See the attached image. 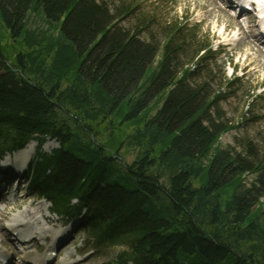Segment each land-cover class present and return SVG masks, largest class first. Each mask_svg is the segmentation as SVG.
Returning <instances> with one entry per match:
<instances>
[{
  "label": "trees",
  "instance_id": "1",
  "mask_svg": "<svg viewBox=\"0 0 264 264\" xmlns=\"http://www.w3.org/2000/svg\"><path fill=\"white\" fill-rule=\"evenodd\" d=\"M136 1L0 0V158L37 141L31 190L97 248L125 244L106 264H264V153L222 145L240 78L213 91L218 52L183 25L158 26L162 47L143 40L155 20ZM113 118L134 132L98 139ZM48 139L59 147L42 153Z\"/></svg>",
  "mask_w": 264,
  "mask_h": 264
},
{
  "label": "rangeland",
  "instance_id": "2",
  "mask_svg": "<svg viewBox=\"0 0 264 264\" xmlns=\"http://www.w3.org/2000/svg\"><path fill=\"white\" fill-rule=\"evenodd\" d=\"M136 2H138V5L135 9L133 8L135 10L133 14H137V16L145 15L146 17L154 16L155 20L149 28L141 31L143 40L155 39L157 45L162 47L165 42V36L158 26L177 23L184 26L185 36L191 37V34H195L193 48L197 44L212 43L213 49L219 50L217 58L208 62V67L213 70V75H215V83H211V89L218 91L221 86H224L225 83L221 79L224 75L228 80L234 79L235 74L240 78L237 86L232 89L234 93H230L226 100L220 104V108L226 114V118L234 125L239 124L237 129L222 138V145L223 147L231 146L235 151L241 152L243 142L251 141L255 145L256 150L258 149L262 155L264 153V50L250 37L251 33L247 32L246 28L239 40L236 39L238 34H233L232 27H236L237 23L242 22V20L231 17L229 12L223 8L220 0H138ZM130 6L132 5L130 4ZM213 8L218 10V14L210 12ZM135 18L125 19V21L121 22L120 27L133 30L137 22ZM225 26L231 27L227 31L231 38L230 41H225L228 36L225 35L224 37L222 35ZM31 27L46 30L50 26L44 18L39 15H33L31 16ZM246 37H249L250 40L246 39ZM245 41L248 43L250 41V43L246 44ZM3 42L6 45H12L11 40L6 39ZM240 42L244 43L240 45ZM234 66L236 67L235 71L233 70ZM113 119L112 127L104 123L95 127V131L99 135L98 139L105 141L120 136L123 138L134 132V128L125 125L126 123H123L122 118ZM58 147L59 143L56 140L48 139L41 152L51 153ZM35 148V153L32 155L33 159L37 156L38 143H35ZM8 154L3 156L4 159L0 162V167L10 163L8 159L10 155ZM134 155L135 152L127 148L121 152L122 159L126 162H131L134 159ZM16 164L17 162H14L13 166L15 167ZM20 180L19 184L11 187L14 189H7V186L1 183L0 188L2 192H5V196H1L3 199L0 200V211L8 212L4 225L7 228V232L11 233L12 236V231L17 234L20 232L21 234V230H27L38 238L36 237L35 242H29V237L27 238L28 240H24V237H20V234L19 236H13V241L24 255L21 257L15 256L13 264H36L34 257H29L24 262L21 258L27 257L26 253L29 251L37 253V245L42 247L43 251L39 252H41L43 257L48 256L51 253L48 250L55 244L57 234L66 232L63 230L71 226L78 228L75 232L77 233V238H75L73 244L75 246H69V250L77 248L75 250L76 254L71 258L67 252H64L60 258L57 255L53 264H106L125 249V244L122 243L108 244L105 247L97 248L93 243V232L89 231L80 219L69 221L66 217L52 214L50 212L51 204L30 190L27 179L22 177ZM247 180L251 182L255 180V176L249 175ZM24 198H26L25 205L21 208L16 207V200ZM33 199H36L38 206L43 208L42 212H36L32 218L21 217L23 210L30 206V202ZM44 216L55 219V225L49 224L50 222L47 223L48 221ZM16 224L19 227L17 226L18 228L14 229L13 227ZM54 234H56L55 237H53ZM44 236H48L47 241L43 240ZM1 239L0 237L1 251H3L4 255H7L9 252L2 244ZM66 243L67 241L63 244Z\"/></svg>",
  "mask_w": 264,
  "mask_h": 264
},
{
  "label": "bare ground",
  "instance_id": "3",
  "mask_svg": "<svg viewBox=\"0 0 264 264\" xmlns=\"http://www.w3.org/2000/svg\"><path fill=\"white\" fill-rule=\"evenodd\" d=\"M216 8H213L210 12H215V14H218V10H216ZM230 26H225V32H223V34H222L224 37H225V35L228 36L227 38H225L226 39L225 41H230L231 40L230 35L227 34L228 29L232 27V26L231 27ZM232 28H233V31H232L233 34L237 33L238 35H237L236 39L239 40L240 36L244 34V26L242 25L241 22H238L236 27H232ZM233 37H234V35H233ZM246 39L250 40L249 37L248 38L246 37ZM243 43L244 42H240V45H242ZM249 43H250V41H249ZM249 43L246 42V44H249ZM35 143L36 142L33 141V142L29 143L27 145V147L25 149H23L22 151H20V152H18L16 154L10 155L9 158H8L10 163L6 164L4 167H0V175L2 176L1 180H0V186H1V183H3V181L8 182V185H15V184H12V181H16L15 179H13L15 177V175H17L19 179L22 178L21 177L22 176V170L26 169L28 167V164H29V162L32 159V155L35 153V150H36ZM14 162H20L21 166H22V169L19 166H18V168L14 167L13 166ZM11 169H12L13 172L9 173V171ZM11 189H14V188H11ZM2 195L5 196V192L4 191L2 192V190H0V200L3 199L1 197ZM4 202H6V201H4ZM16 202H17L16 203V207H20L21 208V207H23L25 205L26 198L18 199V200H16ZM42 209L43 208L41 206H38L37 200L33 199L30 202V206H28L25 210H23L21 217H23V218H32V217H34L36 212H42ZM7 214H8V212H5V211L1 212L0 211V217H1V219H0V237L2 238L1 239V242H3L2 244L6 247L7 251L9 252V254L4 255L3 251H1V248H0V259H2L4 261H9L10 263L12 262V264H13V262H15V260H13L15 258V256H20L21 257L23 254L19 250V248L16 246L15 242L13 241V236L11 235V233L9 234V232H7V228L4 225V221L7 220L6 219L7 218ZM44 218L48 221L47 222L44 219L47 223L50 222L49 224H54L55 225V223H56L55 219H53V218H51L49 216H44ZM17 226L19 227V225L16 224V226H14L13 228L16 229V228H18ZM77 229H78L77 227L71 226V227L67 228L66 230H63V231H66V232H63L61 234L59 233V235L55 239V244H53L51 249H49L48 251H50L51 253H56V256L58 255L59 258H60L61 255L64 254V252H67V254H68V256L70 258L73 257V255L76 254L75 250L77 248L75 247V248L69 250V246H72L74 244V242H75V238H77V235H76L77 233H75L77 231ZM21 231H22V233L20 234V232H19V234H20V237H24V240L29 237V242H35L36 241L35 239H36L37 236L35 234H33L32 232H29L27 230H21ZM12 234H14L13 231H12ZM53 237H55V235H53ZM43 240L47 241L48 240V236H44ZM65 241H67V243L63 244ZM73 246H75V245H73ZM37 250H38V252L42 251V247L40 245H37ZM77 252H78V250H77ZM26 254H27V257H24L25 259L23 257L21 258V259H23L22 260L23 262L26 261V259L29 258V257H39L38 254L36 252H33V251H29ZM54 258L55 257H53L52 254H51L48 258L47 257H45V258L44 257L43 258L40 257L39 259H35V261H36V264H53V263H55V259ZM44 259H46V260L44 261Z\"/></svg>",
  "mask_w": 264,
  "mask_h": 264
}]
</instances>
